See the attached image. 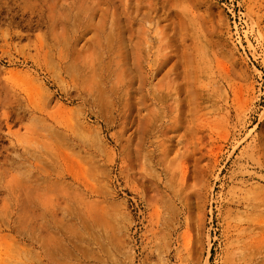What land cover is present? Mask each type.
I'll use <instances>...</instances> for the list:
<instances>
[{
	"label": "rangeland",
	"instance_id": "obj_1",
	"mask_svg": "<svg viewBox=\"0 0 264 264\" xmlns=\"http://www.w3.org/2000/svg\"><path fill=\"white\" fill-rule=\"evenodd\" d=\"M0 264H264V0H0Z\"/></svg>",
	"mask_w": 264,
	"mask_h": 264
},
{
	"label": "bare ground",
	"instance_id": "obj_2",
	"mask_svg": "<svg viewBox=\"0 0 264 264\" xmlns=\"http://www.w3.org/2000/svg\"><path fill=\"white\" fill-rule=\"evenodd\" d=\"M174 29L176 30V33L179 37V45L182 47V49H180V53H179V59L181 60V64H188L190 62V56L189 54L186 52V50H184L183 48H185V35H186V24L183 18H179L177 20V22L175 23V27ZM186 49V48H185ZM189 112H193L194 107H187ZM198 161V160H197ZM203 211V206L198 202V201H194L193 204V218L195 221V226L196 229L200 230L201 228V221H202V212Z\"/></svg>",
	"mask_w": 264,
	"mask_h": 264
}]
</instances>
